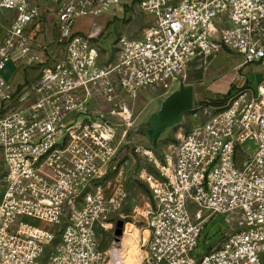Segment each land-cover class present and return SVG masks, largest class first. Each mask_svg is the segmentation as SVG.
<instances>
[{
  "label": "built area",
  "instance_id": "built-area-1",
  "mask_svg": "<svg viewBox=\"0 0 264 264\" xmlns=\"http://www.w3.org/2000/svg\"><path fill=\"white\" fill-rule=\"evenodd\" d=\"M133 2L150 25L99 64L78 24ZM48 32L57 39L45 42ZM225 49L264 64V0H0V264H107L96 229L127 199L123 151L110 163L107 121L77 116L91 93L117 113L124 97L180 86L196 58ZM11 65L37 68L36 83L13 84ZM190 112L198 123L161 159L135 149L133 177L152 199L137 264H264V78ZM219 215L239 216V228L201 251Z\"/></svg>",
  "mask_w": 264,
  "mask_h": 264
},
{
  "label": "rangeland",
  "instance_id": "rangeland-1",
  "mask_svg": "<svg viewBox=\"0 0 264 264\" xmlns=\"http://www.w3.org/2000/svg\"><path fill=\"white\" fill-rule=\"evenodd\" d=\"M151 19V16L145 14L134 2L131 5L125 3L121 8L111 10L106 16L85 20L81 24L83 29L78 34L93 41L98 48L99 64H104L115 59L116 44L121 37L128 39L141 37L143 31L150 25ZM44 37L45 42H50L57 39L58 33L48 32ZM52 49L54 46L49 44L45 49L44 57H47ZM29 68L25 72H28L30 76L37 73V68L33 66ZM263 78L264 64L244 65L240 55L225 49L217 54L196 58L180 86L153 88L133 99L124 97L122 100L124 109L117 113L109 112L108 106H104L103 110L81 113L77 116V120L107 121L110 127L108 130L112 136L109 147L115 152V157L110 163L113 161L115 164L121 154L124 156V176L121 182L124 184L127 199L121 207L112 208L105 212V215L100 216L99 220L102 221L96 229L100 246L109 254L107 264H137L138 255L142 250L140 248L142 240L148 236L145 214L149 209L148 204H152V199L147 186L133 177L134 171L139 167V160L142 159L135 149L140 148L141 155L145 150H153L161 159L167 146L174 142L181 132L189 130L199 121L190 111H187L181 121L167 127L156 140H153L143 131V127L149 124L150 116L160 111L167 96L182 86L193 87V106H197L225 99L229 93L244 85L247 79L249 84L256 88ZM25 83L31 88L36 80L26 78ZM33 96L32 92L30 98ZM121 140H123L122 143ZM3 174L4 166L0 151V180ZM109 180V194H111L119 184L117 174L110 172ZM119 219L124 221V227L120 240L116 242L114 228ZM239 219V216L235 215L216 216L203 231L200 250L209 251L217 246L226 234L237 231ZM124 257L128 259V262Z\"/></svg>",
  "mask_w": 264,
  "mask_h": 264
},
{
  "label": "water",
  "instance_id": "water-1",
  "mask_svg": "<svg viewBox=\"0 0 264 264\" xmlns=\"http://www.w3.org/2000/svg\"><path fill=\"white\" fill-rule=\"evenodd\" d=\"M194 105V89L191 85L180 87L172 92L162 103L160 111L152 114L149 124L143 127V131L153 140H156L167 127L173 126L182 120L184 113L192 110ZM124 221H116L114 238L118 242L123 233Z\"/></svg>",
  "mask_w": 264,
  "mask_h": 264
},
{
  "label": "flooded vegetation",
  "instance_id": "flooded-vegetation-1",
  "mask_svg": "<svg viewBox=\"0 0 264 264\" xmlns=\"http://www.w3.org/2000/svg\"><path fill=\"white\" fill-rule=\"evenodd\" d=\"M104 106H108L106 103H104L103 101L99 100L93 93L90 94V96L87 98L86 101V107L87 110L91 113L94 111H98V110H103ZM99 107V109H97ZM88 123L92 122V120H87ZM71 132V131H69ZM71 143V139L70 138H66L63 139V142L61 144V147H65L66 144Z\"/></svg>",
  "mask_w": 264,
  "mask_h": 264
},
{
  "label": "crops",
  "instance_id": "crops-1",
  "mask_svg": "<svg viewBox=\"0 0 264 264\" xmlns=\"http://www.w3.org/2000/svg\"><path fill=\"white\" fill-rule=\"evenodd\" d=\"M82 23L78 24L81 26ZM8 76L10 77V81L13 84H21L23 83L26 78L28 79L29 77V73L25 72V71H21V69L19 67H17V65H11L10 68L7 71ZM249 83L248 79L247 81H244V83Z\"/></svg>",
  "mask_w": 264,
  "mask_h": 264
},
{
  "label": "trees",
  "instance_id": "trees-1",
  "mask_svg": "<svg viewBox=\"0 0 264 264\" xmlns=\"http://www.w3.org/2000/svg\"><path fill=\"white\" fill-rule=\"evenodd\" d=\"M212 103H214V104L221 103V101H213Z\"/></svg>",
  "mask_w": 264,
  "mask_h": 264
},
{
  "label": "bare ground",
  "instance_id": "bare-ground-1",
  "mask_svg": "<svg viewBox=\"0 0 264 264\" xmlns=\"http://www.w3.org/2000/svg\"><path fill=\"white\" fill-rule=\"evenodd\" d=\"M125 258V257H124ZM125 260L128 262V259L125 258Z\"/></svg>",
  "mask_w": 264,
  "mask_h": 264
}]
</instances>
